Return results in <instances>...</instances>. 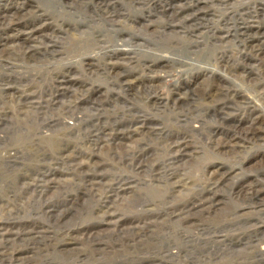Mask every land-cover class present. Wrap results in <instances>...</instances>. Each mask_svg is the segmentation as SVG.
Returning a JSON list of instances; mask_svg holds the SVG:
<instances>
[{
  "label": "rangeland",
  "instance_id": "rangeland-1",
  "mask_svg": "<svg viewBox=\"0 0 264 264\" xmlns=\"http://www.w3.org/2000/svg\"><path fill=\"white\" fill-rule=\"evenodd\" d=\"M22 29L38 30L37 36L28 40L30 54L26 55L22 50L5 54L21 42L24 37ZM0 41L1 48L10 47L3 51L7 60L0 63V89L3 79L10 86L14 85L8 87L7 95L2 89L0 91V111L6 114L0 121V227L3 228L0 264H258L255 262V247L250 245V241L252 238L262 239V247L264 227L237 232L243 228L240 225L231 233H219L220 237L210 232L203 233V226H181L175 220L171 221L169 209L164 207L170 205L175 208L188 203L191 195L202 191L209 179L222 178L220 173L228 171L217 187V208L209 216L199 215L198 223L209 227L216 225L215 230H228L230 225L227 227L226 223L219 222L229 213L227 211L236 210L237 214H243L239 221L255 218L264 226V214L260 217L253 214L264 209V193L258 204L250 206L242 192L250 184L248 182L258 180L254 178L256 174L264 185V0H0ZM116 48L128 49L129 54L124 51H118L116 55L106 54L113 56L116 64L103 60V53ZM95 53L99 56L95 57ZM146 65L149 67L145 68ZM126 70L135 81L131 90L126 92L130 94L136 92L135 88L151 85L158 99L155 100V92H152V97L147 95L149 99L146 100L141 97L145 94L139 96L138 93L134 99L136 105L125 102V87L114 83L116 77L113 76ZM223 75L233 76L239 80L238 84L242 82L244 93L261 106L254 115L248 116L247 109L221 105L229 102L228 98L217 94L213 98L208 97L218 92L219 83L230 85ZM220 79L222 81L219 82ZM15 86L21 91L29 90L34 98L33 106L25 108L16 101ZM69 103L75 105L85 118L90 113L98 117L94 121L97 125H108L113 120L126 118L129 120L119 125L120 128L132 126V118L127 115L129 108H134L131 116H145L156 123L151 125V130L140 134L132 132L131 139L113 133L112 136L107 135L110 140L105 142L101 138L106 132L94 131L88 138L89 118L80 131V126L74 130V120L67 108ZM254 117H259L257 122L260 121L263 132L259 140L246 143L244 148L235 152L224 153L225 150L220 152L216 149L215 140L227 141L231 135L242 144L240 127H246ZM63 119L74 127L65 126L60 121ZM197 125L201 126L197 130L190 127ZM119 126H114L113 132ZM27 132L50 137L47 139L50 146L47 147H51L53 153L47 154L49 158L41 161L37 168H24V164L29 162L28 156L21 157L19 164L15 165L6 158L7 152L17 146L25 154L27 146L23 144L22 137L28 135ZM181 133L189 137L191 147L188 151L192 155L176 157L174 165L181 167L182 176H170V186L167 182H153L152 176L143 169L138 173L132 170V167L136 169L140 165L141 160H151L155 167L173 164V155L167 156L165 146L168 139L170 142L179 140ZM92 139L93 144L99 140L94 147L98 154L90 155L92 143L89 142ZM136 139H143L146 144L136 148L147 149L144 150L145 155L143 152L142 157L140 151L136 157H128V147L135 146ZM60 159L70 164L60 163ZM122 159L125 162H120ZM89 163L96 168L93 166V170H87L85 164ZM77 164L83 165L82 168L78 169ZM50 168L58 170L48 181L50 188L42 187L48 192L38 203L39 195L27 183ZM162 168L158 172L164 175L168 171ZM112 172L133 182L126 184L121 191L123 199L129 198L125 204H121L123 199L119 198L113 205H102L99 199L105 185L95 192L86 193L85 181L89 176L107 174L108 180L99 178L105 179L108 185L114 177ZM181 177L183 182L173 186L172 182ZM146 195L149 197L147 202L140 201ZM121 210L122 213L119 212ZM118 218V224L108 223ZM133 223L141 226L140 231L124 230ZM34 228L41 233L27 234ZM228 234L235 235L224 241L222 238ZM186 236L196 238L187 244L184 241ZM220 238L224 242L219 245L211 242L221 241ZM196 239L204 243L197 244ZM184 246L191 247L188 257L183 253ZM166 247L176 250L174 257H178L177 262L167 257L171 253H167Z\"/></svg>",
  "mask_w": 264,
  "mask_h": 264
},
{
  "label": "bare ground",
  "instance_id": "bare-ground-1",
  "mask_svg": "<svg viewBox=\"0 0 264 264\" xmlns=\"http://www.w3.org/2000/svg\"><path fill=\"white\" fill-rule=\"evenodd\" d=\"M22 5V4H21ZM23 5H25V3H23ZM38 7V6H37ZM3 17V16H2ZM19 17V16H18ZM5 20V19H4ZM1 23H3V22H1ZM12 23V22H11ZM11 23H9L10 25H11ZM16 23V22H15ZM9 26V25H8ZM24 27V26H23ZM31 29V28H30ZM22 31H23V29H22ZM23 33H24V37H22V40H21V42L20 43H18V45L17 46H15L13 49V51L12 50H9L8 52L6 51L5 52V54H11L12 52H18V51H20V50H22L24 53H26V55H28V54H30V44L28 43V40H30L31 38H32V36H34V35H36L37 33H38V30H25V31H23ZM37 36V35H36ZM37 38V37H36ZM6 41V40H5ZM0 43H1V41H0ZM3 44V43H2ZM125 45V44H124ZM11 46H13V45H11ZM257 46V45H256ZM253 47H255L254 45H253ZM6 49H10V47L9 48H1V46H0V54L2 53L3 54V51L4 50H6ZM252 49V48H251ZM113 50V49H112ZM253 50V49H252ZM118 51H124L125 52V54L127 55V54H129L128 53V49H124V48H122V49H118V48H116V49H114L113 51H110V52H105V53H103L102 55V57L104 58L103 60H105L106 62H108V63H112V64H116L117 62L116 61H114L113 60V56H106V54H113V55H116V54H119L118 53ZM257 51V50H256ZM123 52V53H124ZM123 53H120V54H123ZM5 54H3L1 57H0V63L2 64L4 61H6L5 60ZM132 54V53H131ZM249 55H250V53H248ZM256 54V53H255ZM133 55V54H132ZM246 55V54H245ZM252 55V54H251ZM254 55V54H253ZM9 56V55H8ZM92 56V55H91ZM95 57H98L99 56V53H95V55H94ZM123 56V55H122ZM166 57H168L167 55H165ZM228 56V55H227ZM232 56V55H231ZM237 56H238V54H237ZM243 56V55H242ZM246 57V56H245ZM253 57V56H252ZM251 57V58H252ZM8 58V57H7ZM121 58V57H120ZM123 59H124V57H122ZM127 58H129V57H127ZM132 58V57H131ZM256 58V57H255ZM118 59V58H117ZM130 59V58H129ZM128 59V60H129ZM229 59V58H228ZM237 59V58H236ZM133 60V59H132ZM162 60V59H161ZM180 61V60H179ZM182 61V60H181ZM184 61V60H183ZM185 63H187L186 61H184ZM228 61H226V63H227ZM183 63V62H182ZM152 64V63H151ZM221 64V63H220ZM230 64V63H229ZM236 64V63H235ZM133 65V64H132ZM162 65V64H161ZM164 65V64H163ZM109 66V65H108ZM179 66V65H178ZM187 66H189V65H187ZM187 66H184V67H187ZM210 66V65H209ZM246 66V65H245ZM245 66H244V68H245ZM149 67V65H146V67L145 68H148ZM152 67V66H151ZM132 68V67H131ZM135 68H136V66H135ZM144 68V69H145ZM170 68V67H169ZM210 68V67H209ZM144 69L143 70H141V71H144ZM156 69V68H155ZM165 69V68H164ZM163 69V70H164ZM212 69H214V68H211L210 70L211 71H214V70H212ZM158 70V69H157ZM3 71V70H2ZM111 71V70H110ZM153 71V70H152ZM156 71V70H155ZM173 71V70H172ZM1 72V71H0ZM5 72V71H4ZM148 72V71H147ZM146 72V73H147ZM154 72V71H153ZM152 72V73H153ZM174 72V71H173ZM228 72V71H227ZM108 74H109V72H107ZM224 73H226V72H224ZM129 72L126 70V71H124V72H120V73H118L117 74V76H116V74L113 76V77H116V81H114V83H119L122 87H125L124 89H123V91H124V94H125V97H126V101L125 102H127V103H129L131 106L132 105H136V103L134 102V99H135V97L137 96V94L138 93H140L139 94V96H141V95H144V96H141L142 98H144L145 100L149 97V96H151L152 97V95H153V93L152 92H155L154 93V97L156 96L157 97V94H156V91H153L154 89H153V87L151 86V85H149V86H145L144 85V87L143 88H141V87H138V89L136 90V88H135V91L136 92H132V93H134L135 95H132V93L130 92V94L128 93V92H126V91H130L131 90V88H132V86L134 85V80H133V78L132 77H130L129 76ZM148 74H149V72H148ZM154 74V73H153ZM166 74V73H165ZM235 74V73H234ZM255 74V73H254ZM3 75V74H2ZM211 75V74H210ZM228 75V74H227ZM233 75V74H232ZM237 75V74H236ZM243 75H244V73H243ZM257 75V74H256ZM5 76V75H4ZM148 76V75H147ZM224 76V75H223ZM248 76V75H247ZM1 77H3V76H1ZM150 77H151V74H150ZM141 78H143V77H141ZM238 78V77H237ZM1 79V78H0ZM224 79L225 80H228V81H230V85H225V83L223 84V83H219V87L220 88H218L217 89V93H213V94H209L208 95V97H212L213 95H215V94H217V95H220V96H222V98H228V100H229V102L227 101V102H224V104H221V105H223V106H228V107H232V108H234V107H237L238 109L239 108H242V109H247V114H249L248 116H250L251 114H253L254 115V113H255V111L256 110H258L261 106L257 103V101L256 100H254L253 101V99H251V97L250 96H248V95H246L245 93H244V91L241 89V83L242 82H240V84H238V81H236L237 79H235L233 76H231V77H227V76H224ZM213 80V79H212ZM220 81H222V79H220L219 80V82ZM260 81V80H259ZM259 81H258V83H259ZM143 82H144V80H143ZM146 82V81H145ZM255 82V81H254ZM64 83V82H63ZM217 83V82H216ZM263 83V82H262ZM2 84V86H1V89L5 92V94L7 95V89H8V87H13V86H10L9 85V83L8 82H6V80L5 79H3V82L1 83ZM14 84V83H13ZM18 85V84H17ZM114 85V84H113ZM248 85V84H247ZM262 85V84H261ZM22 86V85H21ZM257 86V85H256ZM147 87V88H146ZM242 87H244V86H242ZM250 87V86H249ZM22 88V87H21ZM1 89H0V91H1ZM15 89H16V94H15V99H16V101L18 102V103H21L25 108H29V107H31V106H33V104H34V98L33 97H31V94L29 93V90H27V91H21L20 89H18L16 86H15ZM249 89V88H248ZM59 90V89H58ZM142 91V92H141ZM255 91V90H254ZM27 92V93H26ZM32 92V91H31ZM247 92H248V90H247ZM256 92V91H255ZM254 92V93H255ZM1 93V92H0ZM12 94V93H11ZM35 94V93H34ZM253 94V93H252ZM261 94V93H260ZM147 95H148V97H147ZM1 97V96H0ZM59 97V96H58ZM262 97V96H261ZM13 98V99H14ZM190 98V97H189ZM192 98V97H191ZM213 98V97H212ZM259 98V97H258ZM2 98H0V100H1ZM8 99V98H7ZM55 99V98H54ZM149 99V98H148ZM156 99H158V97L157 98H155V100ZM175 99V98H174ZM224 99V100H225ZM12 101V100H11ZM15 101V100H14ZM49 101V100H48ZM55 101V100H54ZM53 101V102H54ZM176 101H179V99H176ZM211 101H213L212 99H211ZM50 102V101H49ZM52 102V101H51ZM50 102V103H51ZM124 102V103H125ZM55 103V102H54ZM36 104V103H35ZM76 104V103H75ZM232 104H234V105H232ZM241 104H244V105H241ZM10 105V104H9ZM35 107V106H34ZM45 107V106H44ZM66 107V106H65ZM72 107V108H71ZM7 108V107H6ZM14 108H15V106H14ZM67 108L69 109V111H71V114H72V119L74 120V126H75V128H74V130H76V129H78L79 128V126H80V128L78 129V131H80L83 127V125L86 123V122H88V119L87 118H89V124H91V127L90 128H88V129H86V134H88V138L89 137H92L93 136V132L94 131H101L102 133H104V132H106V134H105V137H103V138H101V140H105V142H107V141H109L110 140V138L109 137H107V135H113V133L115 134V136H117V135H122L123 137H125L126 139H131L132 138V132H134V133H142V132H144V130H151L152 129V126L151 125H153L154 123H156V122H154L153 123V121H152V119H148L147 117H145V116H141V115H133V116H131V114H132V112H134V108L133 109H131V108H129V113L127 114L129 117H131L132 119H131V123H132V126H130V125H128V126H126L124 129H121L120 127L121 126H119V125H121V124H125L129 119H126V118H124V119H116V120H113V122L112 123H110V124H108V125H97L96 123H94V121L95 120H97V119H99L98 117H96V116H93L91 113L90 114H88L87 115V118H85V116H83V115H80V112L75 108V105H73V104H71V103H69V104H67ZM151 108V107H150ZM221 109H223V107H220ZM37 109V108H36ZM76 109V111L77 112H74V110ZM5 110V109H4ZM136 110V109H135ZM194 110V109H193ZM9 111H11V110H9ZM35 111H37V110H35ZM137 112H141V111H138V110H136ZM7 112V111H6ZM13 112V111H12ZM20 112L22 113L23 111L22 110H20ZM27 112V111H26ZM41 113V112H40ZM207 113V112H206ZM234 113V112H233ZM244 113V112H243ZM24 114V113H23ZM37 116H38V114L37 113H35ZM135 114V113H134ZM194 114V113H193ZM4 115H6L5 114V112L4 111H0V121H2L3 120V116ZM16 115V114H15ZM14 115V116H15ZM252 115V116H253ZM8 116V115H7ZM11 116V115H10ZM42 116V115H41ZM39 117V116H38ZM149 117V116H148ZM203 117H204V115H203ZM10 118V117H9ZM13 118V117H12ZM24 118V117H23ZM28 118V117H27ZM119 118V117H118ZM247 118V117H246ZM249 118V117H248ZM258 118L259 117H254V118H252L250 121H248V123L246 124L247 126L246 127H240V137L242 138V144L241 143H239V142H237L236 140H235V138L234 137H236V136H232L231 135V138L229 139V140H227V141H219V139L218 140H215V147H216V149L217 150H219L220 149V152H221V150H225V152L224 153H227V152H235V151H237L239 148H244L245 147V144L246 143H251V142H255V141H257V140H259L261 137H262V130H261V126L259 125V122H257V120H258ZM14 119V118H13ZM36 119L38 120V118L36 117ZM15 121V120H14ZM24 121V120H23ZM42 121V120H41ZM46 121V120H45ZM65 126H67V127H74V126H70L68 123H67V121L66 120H60ZM9 122V121H8ZM15 122H17V121H15ZM34 122V121H33ZM36 122V121H35ZM37 122H39V121H37ZM60 122V123H61ZM71 122V121H70ZM99 122V121H98ZM197 122V121H196ZM202 122V121H201ZM187 122H185V124H186ZM239 123V122H238ZM245 123V122H244ZM8 124V123H7ZM19 124V123H18ZM24 124V123H23ZM27 124V123H26ZM33 124V123H32ZM37 124V123H36ZM58 124V123H57ZM188 124H190V123H188ZM187 124V125H188ZM200 125V124H199ZM199 125H197V126H190L192 129L193 128H195L194 130H197L198 128H200L201 126H199ZM23 126V125H22ZM22 126H20V127H22ZM28 126V125H27ZM36 126V125H35ZM37 126H39V125H37ZM108 126H109V128H108ZM114 126H119V128H116V132H113V130H114ZM26 127V126H25ZM205 127V126H204ZM237 127V126H236ZM47 127H45L44 129H46ZM28 130H29V128H27ZM66 129V128H65ZM43 130V129H42ZM72 130V129H71ZM73 131V130H72ZM115 131V130H114ZM185 131V130H184ZM17 132V131H16ZM24 132V131H23ZM28 133V132H27ZM101 133V134H102ZM144 134V133H143ZM182 135H181V138L179 139V140H173V141H171L170 142V140L168 139L167 141H168V144H167V146H165L166 147V152H167V156L168 155H170V156H172L173 155V164L172 163H169L168 164V166L167 167H165V165H161V167L163 166L164 168H162V169H165V171H168L167 173H164V175L163 174H160V172H158V170H161L159 167H155L154 166V164L155 163H153V164H151V160L150 161H145V160H141V162H139L140 163V165L137 167L136 165V169H135V167H132V170H134L136 173H138L137 171L138 170H140V171H142V169L144 170V171H146V172H148L149 173V175L150 176H152V181L153 182H158V183H161V182H167V184L169 185V177L170 176H172V177H180V176H182V173L179 171V168H181L180 166L179 167H177V166H175L174 165V161H176V159L178 158H180L181 156H186V155H192V154H190L189 153V151H188V147H191V143L189 142V137L186 135V134H183V133H181ZM1 135V134H0ZM17 136V135H16ZM102 136H104V135H102ZM95 137H98V135L96 136L95 135ZM146 137V136H145ZM230 137V136H229ZM3 138V137H2ZM24 138V142H23V144L25 145V146H27L26 147V151H25V154H24V150L20 147V146H17V147H15V148H13L12 149V151L10 152H7V155L8 156H6V158L8 159V162H13V165H15V164H19L18 162H19V159L21 158V157H23V158H26L27 156H28V158H26V159H28L29 160V162L28 163H25L23 166H24V168L25 167H27V168H37V167H39L42 163H40L41 161H43V160H46L47 158H49V157H46V155L47 154H50V152H51V154L53 153L52 152V150H51V147H47V146H50V141H48L47 139H50V137H48L47 135H33V134H29L28 133V135H25V137L23 136L22 137V139ZM13 139H14V137H13ZM212 139V138H211ZM8 140V139H7ZM57 140H59V139H57ZM93 140L94 139H92V140H90V144L93 142ZM112 140V139H111ZM15 141V140H14ZM18 141V140H17ZM16 141V142H17ZM98 141L99 140H97L94 144L92 143V150L90 151L91 153H90V155H93V154H95V149L96 148H94L95 146H97L98 145ZM52 142H54V141H52ZM59 142V141H58ZM136 145L135 146H129L128 147V157H130V156H132V157H136V155H138V154H140V151H141V156L143 157V152H144V150H145V148H141V150L139 149H136L137 147H139V146H143L145 143H144V141H143V139H136ZM3 143H4V141H3ZM6 143V142H5ZM60 143V142H59ZM58 143V144H59ZM210 143H212L211 141H210ZM22 144V145H23ZM109 145V144H108ZM146 145V144H145ZM247 145V144H246ZM211 146H214V145H211ZM91 147V146H90ZM106 147V146H105ZM223 147V148H222ZM103 149V148H102ZM214 149V148H213ZM3 150V149H2ZM57 150H58V147H57ZM63 150H65V149H63ZM62 150V151H63ZM147 150V149H146ZM145 150V151H146ZM7 151V150H6ZM89 151V150H88ZM64 152V151H63ZM57 153V152H56ZM125 153H127L126 151H125ZM96 154H98V152H96ZM124 155V154H123ZM144 155H145V152H144ZM238 155V154H237ZM49 156V155H48ZM166 156V157H167ZM177 157V158H176ZM87 158H88V156H87ZM124 158V157H123ZM155 158V157H154ZM182 158V157H181ZM72 159V161H77V159H75V158H71ZM79 159V158H78ZM172 159V158H171ZM27 160V161H28ZM127 160V159H126ZM158 160V159H157ZM170 160V159H169ZM168 160V161H169ZM181 160V159H180ZM79 161H80V159H79ZM124 160L122 159L120 162H123ZM127 161H129V160H127ZM143 161H145V162H143ZM161 161V160H160ZM56 162V161H55ZM54 162V163H55ZM125 162V161H124ZM154 162V161H153ZM172 162V161H171ZM52 163V162H51ZM60 163H64V164H67V165H69L70 164V162H67L66 160H63L62 161V159H60ZM81 163V162H80ZM162 163V162H161ZM27 164V165H26ZM58 164V163H57ZM94 164V163H93ZM178 164V163H177ZM50 165V164H49ZM59 165V164H58ZM72 165H73V163H72ZM75 165V164H74ZM78 165V164H77ZM86 166H85V168L87 169V170H93V168L95 167L96 168V166H94V165H92L91 163H89V164H85ZM138 165V164H137ZM80 164L77 166L78 167V169L79 168H82V166H80ZM94 166V167H93ZM119 166H121V165H119ZM182 166V165H181ZM14 167V166H13ZM16 167V166H15ZM116 167V166H115ZM183 167V166H182ZM21 168V167H20ZM23 168V167H22ZM21 168V169H22ZM23 168V169H24ZM75 169H77L76 168V166L74 167ZM124 168H125V166H124ZM22 169V170H23ZM104 169V168H103ZM116 169V168H115ZM7 170V169H6ZM35 170V169H34ZM40 170V169H39ZM55 170H58L57 168H50L49 170H46L45 172H42L41 174H40V176L38 177H35V179H34V181H31V182H29V183H27L28 185H31V187H33L32 188V191L34 192V193H37L38 195H39V199H38V203H40V202H42V198L44 197V195L46 194V192H48L47 191V189L45 190V189H43L42 187L43 186H45L46 188H50L49 187V185H48V181L50 180V177L51 176H53V175H55L54 174V171ZM113 170V169H112ZM176 170V171H175ZM231 170V169H230ZM44 171V170H43ZM97 171V170H96ZM95 171V172H96ZM107 171H108V169H107ZM88 171H86V173H87ZM114 172H117L116 170H114ZM228 172V171H227ZM227 172H224V173H220V174H222L221 175V177L222 178H225V176H226V174H227ZM17 173V172H16ZM119 173V172H118ZM141 173V172H140ZM214 173V172H213ZM18 174V173H17ZM38 174V173H37ZM111 174V173H110ZM143 174V173H142ZM147 174V173H146ZM218 174V173H217ZM216 174V175H217ZM98 175V176H97ZM105 175H107V174H102V173H100V174H95L94 176H92V177H88L89 179H87L86 181H85V183H86V185H85V190H86V193L88 192H95L96 190H98L101 186H103V185H105L103 188H105V191H103L102 193H103V195H102V197L99 199V200H101L102 202H101V204L103 203L104 205H110V204H112L113 205V203L114 202H116L117 200H119V198H122V196L120 195L121 194V191H123L124 189H123V187L126 185V184H130V183H133V182H130L129 181V178L128 177H125V176H123V175H121V176H116L117 174L116 173H113L112 172V175L114 176L112 179H110L108 182V185H107V181H105V179H104V181H103V179H100L99 177H101V178H106V176ZM111 175V176H112ZM120 175V174H119ZM254 175V174H253ZM28 176H29V174H28ZM110 176V175H109ZM110 176V177H111ZM214 176V175H213ZM255 177L254 178H256V179H258V180H254L255 182H252V181H250V182H248V183H250V184H248V186H247V188L246 189H244L242 192H243V196L245 197L244 198V200L246 201V203L248 204V205H253V204H258V201L259 200H261L260 199V197L263 195V193H264V185L262 184L263 183V181H261L258 177H256V176H258L257 174L256 175H254ZM143 177V176H142ZM39 178H41L40 180H39ZM54 178V177H53ZM148 178H149V176H148ZM147 178V179H148ZM218 178V177H217ZM222 178H219V179H209V182H208V184L205 186V188L202 190V191H200V192H197L198 194H195V195H191V197H190V201L188 202V203H186V204H183L182 206H174L175 208H171L170 207V205H169V207H164L166 210L167 209H169V212H168V217L170 218V220L172 221V220H175V222L176 223H178L179 225H183V224H185V225H197V226H200V227H202L203 226V233H205V232H210V233H213V234H216V236H220L219 235V233H223V232H227V231H230L229 233H231V232H233V230H235V229H233L234 227H237V226H240V225H243V228H239V229H237V232H238V230H240V229H242V230H253V229H251V228H254V230H260V229H263V225H260L261 223L257 220V219H255V218H252V220L251 221H246V222H242V221H239L241 218H242V215H239V214H237V211L236 210H230V211H227V212H229L228 214H226L224 217H219L221 220H220V222L219 223H221V224H223V223H226V226L228 227V225H230L229 227V229L227 230H225V229H221V230H215V226L216 225H214V226H210L209 227V225H205L204 223H198V221H197V219H199L200 218V216L199 215H201L202 217H205V215L204 214H206V216H209V214L211 213V212H213V210L215 209V208H217V204L219 203V199H216V197H215V194H217V187L221 184V182H222ZM253 178V177H252ZM107 179V178H106ZM32 180V179H31ZM108 180V179H107ZM149 180V179H148ZM177 180V179H176ZM45 181H46V183H45ZM51 181V180H50ZM181 181L183 182V178L181 177L180 179H178V181H173L172 183H173V186H175L176 184H180L181 183ZM185 182V181H184ZM188 182V181H187ZM252 182V183H251ZM43 183V184H42ZM135 183V182H134ZM137 183V182H136ZM149 183V182H148ZM206 183V182H205ZM26 186H27V184L26 183H24ZM151 184V183H150ZM146 185H147V183H146ZM149 185V184H148ZM164 185V184H163ZM163 185H161V186H163ZM165 185H166V183H165ZM171 185V184H170ZM169 185V186H170ZM41 186V187H40ZM132 186V185H131ZM135 186H137V185H135ZM160 186V185H159ZM23 187V186H22ZM246 187V186H245ZM169 188V187H168ZM21 189V188H20ZM152 189V188H151ZM90 190V191H89ZM104 190V189H103ZM135 190V189H134ZM159 191V190H158ZM23 192V191H22ZM97 192H101V190L100 191H97ZM126 192V191H125ZM129 192V191H128ZM165 192H167V191H165ZM127 193V192H126ZM153 193V192H152ZM158 193V192H157ZM31 194V193H30ZM125 194V193H124ZM128 194V193H127ZM136 194V193H135ZM147 194V193H146ZM168 194V193H167ZM179 194V193H178ZM209 194V195H208ZM98 195V194H97ZM171 195V194H170ZM180 195V194H179ZM30 196V195H29ZM32 196V195H31ZM93 196V195H92ZM147 196V195H146ZM150 196V195H149ZM167 197V196H166ZM176 197V196H175ZM38 198V197H37ZM66 198V197H65ZM128 197H125L124 199H123V201H122V203L121 204H125V200L127 199ZM147 198H149L148 196L147 197H142V199L140 200V201H144V202H147ZM169 198V197H168ZM170 198H171V196H170ZM178 198V197H177ZM182 198H184V196L182 197ZM30 199V198H29ZM67 199V198H66ZM129 199V198H128ZM157 199V198H156ZM159 199H160V196H159ZM162 199H165L164 197L162 198ZM37 200V199H36ZM65 200V199H64ZM223 200V199H222ZM31 201V200H30ZM47 201V200H46ZM68 201V200H67ZM186 201V200H185ZM64 202V201H63ZM65 202H66V200H65ZM165 202V201H164ZM130 203V202H129ZM155 203H157V202H155ZM158 203H159V201H158ZM161 203H163V202H161ZM224 203V202H223ZM260 203H261V201H260ZM102 204V205H103ZM132 204V203H131ZM111 205V208L113 207ZM163 205H164V203H163ZM162 205V206H163ZM174 205V204H173ZM118 206H119V204H118ZM118 206H117V208H118ZM136 206H138V205H136ZM159 206V205H158ZM101 207V206H100ZM110 207V206H109ZM132 207V206H131ZM134 207V206H133ZM116 208V209H117ZM103 209V208H102ZM101 209V210H102ZM108 209V208H107ZM119 209H121V208H119ZM220 209V208H219ZM224 209V208H223ZM229 209V208H228ZM225 210H226V208H225ZM103 211H106V210H103ZM109 211V210H108ZM107 211V212H108ZM113 211V210H112ZM128 211V210H127ZM249 211V210H248ZM251 211V210H250ZM118 212V211H117ZM119 212H121L122 213V210L121 211H119ZM226 212V211H225ZM252 212V211H251ZM254 212V211H253ZM114 213H115V211H114ZM166 213H167V211H166ZM245 213V212H244ZM105 214V213H104ZM156 214V213H155ZM246 214V213H245ZM245 214H244V218H245ZM250 214V213H249ZM253 214H256L257 216H261V215H263L264 214V209H262V210H257L256 212H254ZM253 214H251V215H253ZM102 215V214H101ZM118 215V214H117ZM117 215H114V216H117ZM204 215V216H203ZM220 215V214H219ZM157 217L159 216V217H161V215H156ZM166 215H164V217H165ZM249 216V215H248ZM247 216V217H248ZM110 217H113V216H110ZM155 217V216H154ZM165 218H167V217H165ZM219 218H218V220H219ZM250 218V219H251ZM160 219V218H159ZM204 219V218H203ZM249 219V218H248ZM247 219V220H248ZM255 219V220H254ZM109 220V219H108ZM118 220H119V218L116 220V221H114L113 222V220L112 221H110V222H108V223H114V224H118L119 222H118ZM155 220H156V218H155ZM158 220V219H157ZM164 220V219H163ZM167 220V219H166ZM169 220V221H170ZM246 220V219H245ZM144 221V220H143ZM153 221V220H152ZM203 221V220H202ZM244 221V220H243ZM118 222V223H117ZM160 222H162V220L160 221ZM165 222V221H164ZM163 222V223H164ZM145 223V222H144ZM147 224H148V222H146ZM153 223H155V222H153ZM158 223V222H157ZM217 224V225H220V224ZM131 224V223H130ZM113 225V224H112ZM135 225H137V224H135V223H133L132 225H128V226H126L125 228H124V230H129V232H132L133 230H139V228L141 227V226H135ZM141 225V224H140ZM151 225V224H150ZM161 225V224H160ZM167 225V224H166ZM168 225H170V224H168ZM173 225V224H172ZM175 225H177V224H175ZM143 226H145L146 227V225H143ZM142 226V227H143ZM148 227H149V225H147ZM224 226V225H223ZM151 227V226H150ZM149 227V228H150ZM192 227V226H191ZM3 228H1L0 227V236H3V232L1 231ZM144 229V228H143ZM178 229V228H177ZM186 229V228H185ZM197 229V228H196ZM199 230H201L200 228H198ZM233 229V230H232ZM184 230V229H183ZM182 230V231H183ZM199 230H197V231H199ZM140 231V230H139ZM153 231V230H152ZM177 231H179V230H177ZM176 231V232H177ZM191 231V230H190ZM205 231V232H204ZM44 232V230L42 231V233ZM175 232V233H176ZM181 232V231H180ZM184 232H185V230H184ZM257 232V231H256ZM39 233H41V230L39 231L38 229H30V230H28L27 231V234H39ZM120 233V232H119ZM128 233V232H127ZM136 233V232H135ZM236 233V232H235ZM5 234V233H4ZM11 234H12V232H11ZM177 234V233H176ZM186 234V233H185ZM190 234V233H189ZM188 234V235H189ZM196 234H198V233H196ZM5 235H7V234H5ZM234 235L235 234H228L226 237L224 236L222 239L224 240V241H226V238H233L234 237ZM38 236V235H37ZM36 236V237H37ZM40 236V235H39ZM181 236V235H180ZM183 236H184V234H183ZM192 236V235H191ZM222 236H223V234H222ZM187 237V236H186ZM221 237V236H220ZM236 237V236H235ZM255 237V236H254ZM264 237V236H263ZM8 238V237H7ZM177 238V237H176ZM179 238V237H178ZM183 238V237H182ZM194 238H196V237H187L186 238V240H184V238L181 240V242L184 240L187 244H188V242H193V240H194ZM239 238V237H238ZM221 238H220V240L221 241H219V240H217V241H211V242H218V245L219 244H221L222 242H224L223 240H222ZM10 240V239H9ZM197 240V244H201L202 242L201 241H198V239H196ZM196 240H195V242H196ZM200 240V239H199ZM229 240V239H228ZM262 239H253L252 238V241H250V245L252 244V247L254 248L255 247V262L256 263H258V264H264V245L261 247L260 246V241H261ZM263 240H264V238H263ZM170 241V240H169ZM178 241V240H177ZM258 241V242H257ZM68 243H70V241L68 242ZM176 243V242H175ZM183 243V242H182ZM204 243V242H203ZM262 243H263V241H262ZM174 244V243H173ZM177 244V243H176ZM184 244V243H183ZM186 244V245H187ZM209 244V243H208ZM207 244V245H208ZM170 245V244H169ZM178 245V244H177ZM179 245H181V244H179ZM178 245V246H179ZM191 245V244H190ZM175 246V245H174ZM195 246V245H194ZM152 247H153V245H152ZM177 247V246H176ZM193 247V246H192ZM151 248V247H150ZM178 248V247H177ZM191 247L190 246H184L183 248H182V250H183V253H185V255H186V257H188L190 254H191V249H190ZM147 249H148V247H147ZM166 249V251H167V253L168 254H170L171 253V255H169V256H167V257H170V259L172 260H174V261H176L177 262V260H178V257H174L175 255H176V253L174 252V251H176V250H173L172 251V249H171V247H166L165 248ZM174 249V248H173ZM180 249V248H179ZM163 251V250H162ZM191 251V252H190ZM159 253V252H158ZM157 253V254H158ZM162 253V252H161ZM164 253V252H163ZM180 253V252H179ZM114 255V254H113ZM163 255H167V254H163ZM258 255H259V257L260 258H258ZM156 256V255H155ZM159 256H160V253H159ZM180 256V255H179ZM184 256V255H183ZM153 257V256H152ZM185 257V256H184ZM258 258V259H257ZM142 259V258H141ZM169 259V262L171 261ZM185 259V258H184ZM254 259V258H253ZM154 260H156L155 259V257H154ZM161 261V260H160ZM173 262V261H172ZM119 263V262H118ZM129 263V262H128ZM157 262H155V263H152V264H156ZM160 263V262H159ZM164 263V262H163ZM166 263V262H165ZM161 264V263H160Z\"/></svg>",
  "mask_w": 264,
  "mask_h": 264
}]
</instances>
